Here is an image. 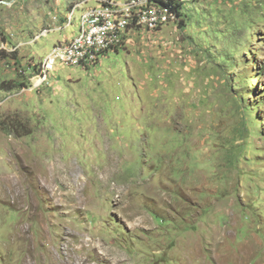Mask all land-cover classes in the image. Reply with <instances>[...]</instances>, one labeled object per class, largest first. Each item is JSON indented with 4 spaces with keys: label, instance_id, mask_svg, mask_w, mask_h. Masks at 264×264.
<instances>
[{
    "label": "rangeland",
    "instance_id": "374dc122",
    "mask_svg": "<svg viewBox=\"0 0 264 264\" xmlns=\"http://www.w3.org/2000/svg\"><path fill=\"white\" fill-rule=\"evenodd\" d=\"M71 1L0 0V264H264V0L38 85Z\"/></svg>",
    "mask_w": 264,
    "mask_h": 264
},
{
    "label": "built area",
    "instance_id": "2783aa9c",
    "mask_svg": "<svg viewBox=\"0 0 264 264\" xmlns=\"http://www.w3.org/2000/svg\"><path fill=\"white\" fill-rule=\"evenodd\" d=\"M188 0H72L64 23L56 30L75 28L69 39L55 44L34 68L38 85L58 66L95 67L110 51L121 49L136 30L158 31L176 23ZM50 32L43 31L42 35ZM38 38V37H37Z\"/></svg>",
    "mask_w": 264,
    "mask_h": 264
},
{
    "label": "crops",
    "instance_id": "0c3cea01",
    "mask_svg": "<svg viewBox=\"0 0 264 264\" xmlns=\"http://www.w3.org/2000/svg\"><path fill=\"white\" fill-rule=\"evenodd\" d=\"M65 17V16H64ZM64 17H63V19H64ZM60 18V17H59ZM68 29V28H67ZM67 29L65 30V31H67ZM65 31H63V32H65ZM55 34V36L52 38V40H50L49 41V43H46L45 44V46L43 47V52L44 53H47V54H49L50 53V50L52 49V47L55 45V44H57V43H59V42H63V41H65V40H67V39H69L71 36H73L74 35V32L73 33H67L65 36L64 35H61V33L60 32H57V33H54ZM56 34H59V35H56Z\"/></svg>",
    "mask_w": 264,
    "mask_h": 264
}]
</instances>
